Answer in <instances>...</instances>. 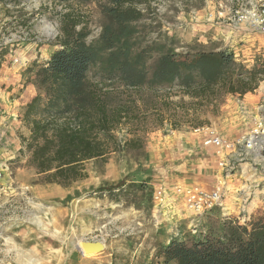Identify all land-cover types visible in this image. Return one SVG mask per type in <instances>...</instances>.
Masks as SVG:
<instances>
[{
	"label": "rangeland",
	"instance_id": "374dc122",
	"mask_svg": "<svg viewBox=\"0 0 264 264\" xmlns=\"http://www.w3.org/2000/svg\"><path fill=\"white\" fill-rule=\"evenodd\" d=\"M207 3L152 0L143 41L164 34L174 39L176 53L228 49L247 67L264 59V34L248 27L212 26L205 19ZM73 20L80 21L77 30L87 28L88 41L99 36L104 21L96 2L0 0V118L9 128L5 147L0 145L3 151L22 144L21 136L30 134L18 123L24 105L16 103L24 82L33 83L29 67L60 48ZM95 72L92 69L90 76ZM251 93L213 101L192 97L176 85L143 89L137 97L138 113L115 132L120 149L112 151L107 162H87L88 177L69 188L42 183L19 150L5 161L9 170L0 180V264H158L159 244L217 234L225 217L244 221L246 215L263 214L264 161L249 156L231 163L235 168L227 174L213 147L204 144L210 130L228 139L248 133L264 112L259 109L264 105V80ZM130 139L142 147H125ZM124 180L147 182L146 188H131L121 201L96 195L102 187ZM219 181L225 185L224 208L208 214H192L173 191L192 183L214 188ZM159 188L166 190L163 201H155ZM86 240H100L107 247L87 252ZM18 243L24 249L33 246L29 251L37 258H15Z\"/></svg>",
	"mask_w": 264,
	"mask_h": 264
},
{
	"label": "trees",
	"instance_id": "16d2710c",
	"mask_svg": "<svg viewBox=\"0 0 264 264\" xmlns=\"http://www.w3.org/2000/svg\"><path fill=\"white\" fill-rule=\"evenodd\" d=\"M74 1L98 4L101 32L88 41L87 28L77 30L80 21L73 20L60 48L41 64L33 61L29 72L36 94L20 116L30 131L21 136L20 154L28 156L27 166L44 184L69 188L88 177L87 162H107L120 149L116 130L138 113L143 89L176 85L192 97L214 101L254 92L264 80V59L247 67L228 49L176 53L174 39L164 34L143 41L152 0ZM135 143L127 140L125 147H142ZM146 184L124 180L96 195L121 201L131 188L144 191ZM157 257L158 264H264V213L244 221L225 217L217 234L172 238L159 244Z\"/></svg>",
	"mask_w": 264,
	"mask_h": 264
},
{
	"label": "built area",
	"instance_id": "2783aa9c",
	"mask_svg": "<svg viewBox=\"0 0 264 264\" xmlns=\"http://www.w3.org/2000/svg\"><path fill=\"white\" fill-rule=\"evenodd\" d=\"M207 4L210 8L206 9L205 19L212 26L248 27L264 34V0H208ZM259 109L264 110V105ZM204 144L213 147L219 167L227 174L235 168L231 163L241 162L249 156H258L264 161V112L256 117L253 127L240 138H223L215 130H210ZM8 170V164L0 160V180ZM165 191L164 188L156 190L155 201H163ZM173 191L192 214L203 215L224 208L225 185L222 181L214 188L192 183L177 185Z\"/></svg>",
	"mask_w": 264,
	"mask_h": 264
},
{
	"label": "crops",
	"instance_id": "0c3cea01",
	"mask_svg": "<svg viewBox=\"0 0 264 264\" xmlns=\"http://www.w3.org/2000/svg\"><path fill=\"white\" fill-rule=\"evenodd\" d=\"M17 86H20V84H17ZM35 86L33 83H28L27 81L24 82V84L22 85V90L20 92V96L18 97V99H16V103L19 105H25L27 104L34 96H35ZM249 94L252 95L251 92L247 93L244 95V97L246 98ZM2 92L0 91V104H2ZM252 103V102H251ZM20 109V107H19ZM17 111V109H16ZM258 112V111H257ZM13 112H11L12 114ZM7 116H4L3 119H6ZM2 118H0V145H3L6 141V134L9 131L8 127H7V123L5 120H1ZM19 124H22V121H18ZM2 124H4V126H2ZM16 127V126H15ZM15 127L13 129V131H15ZM19 127V126H18ZM12 128V127H11ZM30 132V131H29ZM19 142L18 144H13L12 148L7 151H3V145L2 147H0V159H4V161H9V159L14 158L16 156V153L19 152V150L21 148H23V145ZM5 147V146H4ZM48 195V194H47ZM33 247V246H32ZM32 247L28 248V249H24L19 243L18 245H16L15 248V254L14 257L15 258H37V256L35 257L34 255V250L31 252L29 251V249H33ZM107 247L106 243H104V249ZM103 249V250H104Z\"/></svg>",
	"mask_w": 264,
	"mask_h": 264
},
{
	"label": "water",
	"instance_id": "95a60500",
	"mask_svg": "<svg viewBox=\"0 0 264 264\" xmlns=\"http://www.w3.org/2000/svg\"><path fill=\"white\" fill-rule=\"evenodd\" d=\"M77 248L82 252L80 247H77ZM83 248L87 252L102 251L104 249V243L103 241H100V240H97V241L86 240V241H83Z\"/></svg>",
	"mask_w": 264,
	"mask_h": 264
},
{
	"label": "bare ground",
	"instance_id": "6f19581e",
	"mask_svg": "<svg viewBox=\"0 0 264 264\" xmlns=\"http://www.w3.org/2000/svg\"><path fill=\"white\" fill-rule=\"evenodd\" d=\"M49 27H51L52 28V26L50 25ZM50 29V28H49ZM53 29V28H52ZM52 32V31H51ZM229 205H231V204H229Z\"/></svg>",
	"mask_w": 264,
	"mask_h": 264
}]
</instances>
